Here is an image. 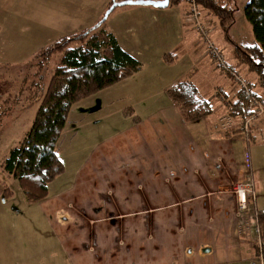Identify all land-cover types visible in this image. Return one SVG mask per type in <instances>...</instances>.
<instances>
[{
    "label": "rangeland",
    "instance_id": "obj_1",
    "mask_svg": "<svg viewBox=\"0 0 264 264\" xmlns=\"http://www.w3.org/2000/svg\"><path fill=\"white\" fill-rule=\"evenodd\" d=\"M19 1L21 0H17V3ZM84 1L32 0L31 4L40 5L46 2L65 6L66 10L71 12V10L84 7ZM217 1L219 4L225 5L227 9L233 10L232 23L229 24L225 32V38L219 28L218 18L209 10L198 6L194 7L192 4V7L187 6V9H193V12L190 14L184 12V14L191 17L196 12L197 20L202 23L201 13L206 15L204 19L210 24L208 26L212 27L209 31L210 40L220 49L224 62L226 61L228 64V61L232 60L235 64H239L237 66L239 73L237 72V74H240L242 80L230 81L233 86L232 94L230 97H225V100L233 99V93L239 88L235 81H238V83L247 82L248 86L252 88V92L260 95V97H256L260 101L262 99L259 98L262 96L264 98L260 82L253 72H251V78L244 77V72L240 68H244L249 73L248 69L245 65L236 63L231 52L233 46L255 41L251 25L244 17L243 7L246 0ZM9 2L10 0H0V18L6 11L12 9L8 7ZM17 3H13V6H19ZM137 8L154 10L158 14V19L154 21L148 13L134 15L133 11H116L111 18L115 17L117 20L112 23L114 27V24H124L125 27L134 26L135 30L124 28L123 34L119 36V41L123 48L133 52L134 58L141 63L140 69L118 83L72 105L56 144L57 155L64 165L63 173L50 182L47 196L38 202H27L17 180L3 172L0 167V264H119L120 259L112 260L111 254L114 253L115 244L123 245L122 228L127 230L131 221H134L136 229H139V235L143 230L142 240H146L143 222L119 217V214L124 211L123 206L127 209H134V199L137 198L135 186H159L161 184L162 177L159 168L165 174L173 170L181 172V169L176 167V160L174 159L171 164L170 159L181 157L174 156L173 151L183 145L182 136L185 133V123L182 126L178 119L174 118L175 109L177 115H181L166 94V89L178 80L191 78L190 71L199 64L194 62L190 52L184 50L181 55L174 51L178 47L182 49L184 42L181 40L177 45L179 35H181L179 32L181 12L177 5H169L166 8L142 5ZM15 9L18 10V8ZM51 13L55 15L56 12L52 11ZM71 14L76 19L72 12ZM13 15L18 16V14ZM21 16V19L17 17L13 21L11 28L8 29L9 33L15 27L19 28L21 24L33 28L30 23L36 24L37 28L42 30L39 24L26 16L24 17V14ZM183 17L186 21L187 18ZM187 20L189 21V19ZM191 20L193 21L192 18ZM213 26L215 27L214 32ZM9 38V44H0V75L5 76L0 83L3 82L12 94L16 95V100L6 110L0 121V162L7 157L8 151L26 135L33 123L41 94L44 91L42 88L44 85L39 89L34 84V81H38L40 77L37 68L38 59L34 54L48 44H33L17 37ZM201 48V55L204 53V57L200 62H205L201 66H206L219 76L218 69L214 67L215 62L211 61L208 55V46L202 43ZM171 53H176L177 58L172 62H167L166 54ZM52 68L51 60L44 64L46 76L44 75L45 78L41 77L40 83L38 81L39 84H44V80L47 79ZM197 76L203 77L201 74ZM221 76L223 77V75ZM216 80L218 78L216 79L214 76L212 81ZM31 83H33V87L30 85ZM30 86V90L26 89ZM234 95L236 96V93ZM263 101L264 99L258 113L256 111L249 112L248 115L251 117L247 119V122L245 121L247 124L243 130L241 121H237L238 118H234L229 125H225L226 128H230V131L232 128H236V131L242 130L251 133V141L248 146L245 141L246 136L242 131H238L237 135L240 137L238 147L244 170L246 168L243 152H249L252 178L258 184L255 192L257 200L262 196L260 193L264 189ZM223 108L221 119L226 122V118L230 114V105L224 103ZM138 120L140 121L137 122ZM102 149L108 154V161L104 168L100 169L97 167V165L101 167L98 151ZM153 154H158V164H156ZM79 166L83 167V170L78 171ZM74 183V188L69 190L68 188L72 187ZM118 183L129 188L125 192L122 189L119 191V188H116ZM3 184L11 191L10 196L3 194ZM59 190L64 193L62 195L59 193L60 196L56 201L54 194ZM139 192H142V196H146L144 189ZM113 196L117 200H113ZM257 206L264 208V204L257 203ZM183 208L184 206H179V210L183 211ZM236 208L241 213L239 221L236 223L240 234L243 233V230L247 231L248 236L254 239L258 245L260 239L255 222L250 228L249 224H252V221H248L242 216L246 215L245 211H240L244 210L246 205H236ZM161 212H163L161 216H165L163 214L167 213L166 210H161ZM94 213L102 219L107 218V213L114 214L116 217L112 216L115 218L112 219V222L99 218L95 221L92 217L96 215ZM148 213H145L146 216L152 218V213L150 212L149 215ZM90 219L91 221H89ZM118 219L120 220L117 221ZM181 223L179 220V228L176 233L168 221L163 219L156 221L157 231L154 232L152 229L148 232L150 234H147L152 235V238L147 237L149 241L142 242L147 246L145 249L148 251L147 254L151 255L153 247L157 245L155 247L162 248L160 250L162 253L160 255V252L158 254L154 252L153 259L156 260L157 256L161 262L160 257L166 259V248L172 246L173 242L175 250L188 259L193 258L194 254H200L201 249L197 244L192 246L194 248L192 254H188L186 251L190 244L182 243L187 228H180L182 227ZM126 225L128 226L126 227ZM162 229L164 230L161 233ZM97 232H99L101 240L98 239L95 246L92 247L90 239L94 241L98 236ZM114 237H116V243L113 240ZM87 246L91 247L92 253L98 252L101 257L103 255L99 248H103L107 254L104 259L97 258L93 261L91 251L88 252ZM142 248L143 246L139 247V249ZM133 253L135 252L133 251ZM145 257L141 258L140 255L127 257L128 261L121 264H150L152 258L145 259ZM177 257L178 255L175 256V259Z\"/></svg>",
    "mask_w": 264,
    "mask_h": 264
},
{
    "label": "crops",
    "instance_id": "obj_2",
    "mask_svg": "<svg viewBox=\"0 0 264 264\" xmlns=\"http://www.w3.org/2000/svg\"><path fill=\"white\" fill-rule=\"evenodd\" d=\"M110 1L111 0H85L83 2L85 5L84 7L71 10L76 17L75 19L72 17L71 12L66 10L65 6H57L46 2L40 5H34L31 4L32 0H21L18 3L17 0H10L8 7L12 9L6 11L0 18V44H9V37L24 39L33 44H47L60 36L73 34L85 28H92L98 24ZM13 3H17L19 6L14 7ZM138 6L142 5H123L114 7L106 16L104 24L105 30L110 32L115 37L120 47L133 57L132 51L121 46L119 36L123 34L124 28L127 30H135L134 26L125 27L124 24H114L115 28L112 23L117 20L115 17L113 19L111 17L115 15L116 11H133L132 13L134 15L136 13H148L154 21L158 19V14H156L154 10H150V8H137ZM177 6L181 12V20L179 23V32H181V35H179L180 37L177 45L181 40L184 42L182 49L178 47L174 49V51L181 55L184 50L190 52L194 62L199 64L190 71L191 75L189 76L191 78L188 79L196 85L200 97L211 100L214 103V109L208 116L197 120H189L188 122L187 120L184 122V119L177 115L176 109L174 110V118L178 119L182 126L183 123H185V133L182 136V147L175 148L176 150L173 151L174 156H181L182 158H171L170 163L172 164L175 159L177 162L176 167H179L181 172L173 170L165 174L164 171L159 168V173L162 177L160 179L161 184L159 186H135L134 189L137 191V193H135L137 194V198L134 199V209H127L123 206L124 211L119 214V217H127L128 219L136 221H145V226H147V228L149 227V229H147L148 232L152 231V229L154 232L157 231L154 227L155 222L159 219H163L168 221L172 229L176 230L175 232L177 233L179 228L178 222L180 220L182 222V227L180 228H187L182 243L190 244V247L186 248L188 254L193 253L194 248L192 246L194 244H197L201 249L200 254H194L193 258L188 259L183 256L182 253L175 250L174 242L170 247L166 244L167 257L166 259L160 257L161 262H159L157 256L156 260L153 259V253L155 252L158 254L160 252L161 255L162 251L160 250L162 248L155 247L157 246L155 245L151 255H148V251H145L147 246L142 245L143 248L140 249L138 253L136 252V255H140L141 258L146 256L145 259L151 257L152 261L150 264H264V257L256 253L259 249L257 243L248 236L247 231L243 230V233L240 234V229L236 226L241 213L236 208L233 189L236 183L243 180L246 175H248V171L246 169L244 170L241 164L242 158L238 147L240 137L237 135L240 130L236 131V128H232V131H230L229 127H225L226 124L229 125L231 123L234 117L228 116L226 122L222 121L221 117L222 109H224V102L217 96H214L215 92L221 91L223 93L222 95L230 97L232 94L231 88L233 89V86H231V82L226 77H222L221 74L218 76L206 66H201L205 63L204 61L200 62V60H203L202 57H204V53L201 55V44L204 42L199 38L186 17V21H184L183 16H186L184 12L188 4L185 1H181ZM15 8H18V10ZM52 11L56 12L55 15L51 13ZM13 14H18V16H14ZM23 14L24 17L26 16L33 22L39 24L42 30L37 28L36 24L30 23L34 29L31 26H24L21 24L19 28L15 27L9 33L8 29L11 28L13 21H15L17 17L21 19V15ZM205 16L206 15L201 13L203 22L209 24L205 21ZM154 25L156 26V24ZM214 31L215 27L213 26V32ZM228 62L234 65L235 68L239 65L235 64L232 60ZM240 69L244 72L245 78H251V72L247 73L244 68ZM199 70L200 72H198ZM198 74L203 75V77L199 78L197 76ZM214 76H216V79L218 78L215 82L212 81ZM226 104L227 103H225V105ZM139 121L140 120L137 122ZM247 145L249 146V142ZM98 152L103 157L102 159L100 158L101 167L98 165L97 167L103 169L108 161V154L104 152V149ZM153 156L155 157L154 160L156 164H158V154H153ZM81 170H83V167L81 168V166H79L78 171ZM76 181L77 177L75 183ZM75 183L68 189L72 190ZM49 184L47 186L48 188L50 187ZM257 187L258 184L256 180H254L253 194L248 198L246 208L240 210L245 211L246 215H242L244 218L248 219V221H252V224H249L250 228L255 222V213L257 210L264 209L257 206V203L264 204V189L260 193L262 196L257 200V196L255 195ZM116 188H119V191L122 189L124 192L127 190L124 185L119 183ZM141 189H144L146 196H142V192H139ZM59 193L62 195L64 191L59 190L55 192L54 198L56 201L58 196H60ZM106 194H108L107 191ZM112 199L115 200L116 198L114 199L113 196ZM86 202L89 201L86 200ZM180 205L184 206L185 209L183 208V211L179 210ZM130 210L131 212H129ZM161 210L167 211V213L163 214L165 216H161L163 213ZM148 212L152 213V218L146 216L145 213ZM107 214L106 219L100 218L97 214L92 217L95 221H97L98 218L102 220H112L115 219L113 217H116L114 214ZM141 214L145 217H140L139 215ZM80 215L82 214L80 213ZM119 220L120 219L117 221ZM89 221H91V219ZM137 230L139 231V229ZM163 230L164 229L160 230L161 233ZM123 231L124 234L127 233L126 228H122V232ZM96 234H98V236L94 241L92 240V247L93 245L95 246L98 239L101 240L99 232ZM151 236L152 235H148L149 238H152ZM156 237L159 238V236ZM87 248L88 252L91 251V247L87 246ZM99 251L101 255H103L102 257L98 255V252L92 253L91 251L90 254L93 261L97 258L102 260L107 254V251H104L103 248H99ZM177 255L178 257L175 259ZM123 262L125 261L122 260L119 264Z\"/></svg>",
    "mask_w": 264,
    "mask_h": 264
},
{
    "label": "trees",
    "instance_id": "obj_3",
    "mask_svg": "<svg viewBox=\"0 0 264 264\" xmlns=\"http://www.w3.org/2000/svg\"><path fill=\"white\" fill-rule=\"evenodd\" d=\"M112 1H110L107 8ZM181 1H185L190 7H192V4L194 7H203L215 15L225 38V32L229 24L232 23V9H227L225 5L219 4L217 0H169L168 5H177ZM243 10L245 19L251 25L255 41L233 46L231 52L236 63L239 62L245 65L249 72L255 74L264 93V0H246ZM192 12L193 9H187L185 14ZM185 17L187 18L188 15ZM105 18L102 17L98 24L92 28H85L76 33L54 39L34 54L35 58L38 59L39 83L41 77L45 78L46 76L44 64L51 60L53 68L48 73L47 79L44 80V84L34 81L35 86H38V88L44 85L42 87L44 91L41 94L30 130L8 151L7 157L0 162L2 171L17 180L27 202L34 203L45 198L48 194V184L63 173L64 165L57 155L56 144L72 105L118 83L140 69L141 63L122 49L115 37L105 30ZM189 21L198 34L196 25L197 22H202L190 19ZM198 36L200 38L199 34ZM204 43L208 46V43ZM211 44L214 47L217 46L213 42ZM216 48L220 51L218 47ZM166 55L168 57L167 62H172L177 58L176 53ZM208 55L211 61H214L212 55ZM216 60L214 61V67L229 81L236 80L237 76L242 79L239 76L240 74H237L239 70L234 65L229 62L227 64L222 58ZM4 77L1 74L0 81H3ZM235 82L239 85V88L235 90L234 94L236 93V96L233 94V99L226 101L225 97L227 96L222 95L221 91L215 92L214 96L230 105L229 113L231 115L229 114V116L238 118L237 121H241L240 124L243 130V127L247 124L245 121L247 122V119L251 117V115H248L250 114V98L253 96L260 97V95L258 96L252 92V88L248 86L247 82L245 86H240L238 81ZM30 85L34 86L33 83ZM26 89L30 90L31 86ZM166 94L177 107L182 119L187 121L208 116L214 109V103L200 97L196 85L187 78L178 80L168 86ZM15 100L16 95L12 94L11 90L1 82L0 121ZM249 131L251 132V129ZM242 132L246 136L247 143L250 142L251 133H247L248 131ZM102 157L100 155L101 159ZM3 194L5 196L12 194L4 184ZM140 222H143L145 231L148 234L147 229L149 227L145 226L146 222ZM255 224L260 239L259 249L256 253L264 257V209L257 210L255 213ZM154 227L156 229L155 225ZM135 231H138L136 224L131 221L127 233L124 234L123 231V245H114V253L111 254L112 260L118 258L120 259L119 263L122 260L128 261L126 258L135 256L140 251L139 247L143 245L142 242L148 241L146 233V240H142L143 230L140 235L139 231ZM113 240L116 243V237ZM92 243L93 241H91V245Z\"/></svg>",
    "mask_w": 264,
    "mask_h": 264
},
{
    "label": "built area",
    "instance_id": "obj_4",
    "mask_svg": "<svg viewBox=\"0 0 264 264\" xmlns=\"http://www.w3.org/2000/svg\"><path fill=\"white\" fill-rule=\"evenodd\" d=\"M195 11V10H194ZM191 18L193 20H197V15L196 12L192 14L191 17H187V19ZM198 34L200 35L201 40L204 42L208 43V52L209 54L212 55V58L214 61H217L216 59L220 60L221 58L223 59L222 53L214 46L211 44L210 36H209V31H210V26L208 24H203V23H198L196 25ZM236 80H242L238 76L236 77ZM246 82H240V86H245ZM259 99H264L263 96ZM262 100H257L256 97H251L250 102H249V111H256L258 113V110L260 108ZM264 102V101H263ZM251 105V107H250ZM243 161L245 168L248 170V175L246 177L236 183L233 193H234V200L236 202V205L243 204L244 206L248 203V198L251 197V194H253L254 190V180L252 178V167H251V159L248 151L243 152ZM247 206V205H246Z\"/></svg>",
    "mask_w": 264,
    "mask_h": 264
},
{
    "label": "water",
    "instance_id": "obj_5",
    "mask_svg": "<svg viewBox=\"0 0 264 264\" xmlns=\"http://www.w3.org/2000/svg\"><path fill=\"white\" fill-rule=\"evenodd\" d=\"M169 3V0H120L112 1L109 8L105 10L103 18L108 14V11L112 10L114 7L123 6V5H152L154 7H166Z\"/></svg>",
    "mask_w": 264,
    "mask_h": 264
},
{
    "label": "clouds",
    "instance_id": "obj_6",
    "mask_svg": "<svg viewBox=\"0 0 264 264\" xmlns=\"http://www.w3.org/2000/svg\"><path fill=\"white\" fill-rule=\"evenodd\" d=\"M247 205V204H246Z\"/></svg>",
    "mask_w": 264,
    "mask_h": 264
}]
</instances>
